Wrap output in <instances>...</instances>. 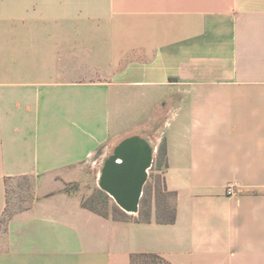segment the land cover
Segmentation results:
<instances>
[{"label": "crops", "instance_id": "crops-1", "mask_svg": "<svg viewBox=\"0 0 264 264\" xmlns=\"http://www.w3.org/2000/svg\"><path fill=\"white\" fill-rule=\"evenodd\" d=\"M131 136L149 166L165 147L173 223L65 190ZM19 177L34 198L4 222L0 264H264V0H0V220Z\"/></svg>", "mask_w": 264, "mask_h": 264}, {"label": "rangeland", "instance_id": "rangeland-1", "mask_svg": "<svg viewBox=\"0 0 264 264\" xmlns=\"http://www.w3.org/2000/svg\"><path fill=\"white\" fill-rule=\"evenodd\" d=\"M160 146L161 143L158 146L157 152L159 151ZM101 156L102 152H99L96 156H94V158H92L90 165L88 166V180L83 181L82 183L69 185L70 189L74 188L81 190L83 195L82 199H94L93 205L96 206V208L102 213H107L108 216H115L118 218H123L126 216L127 218L131 219L144 217V215H138L136 211L127 212L123 210L115 202L112 196L100 186V181L96 182L95 176L98 171L97 167ZM162 165L163 158L157 153L156 157H153L152 164L147 169V177L143 184L142 196L139 202V208H141L143 212L148 208V205H150L152 214L153 208H155L156 191L163 194L159 196V200L165 199L170 204H172V196L165 195L161 187ZM33 185L34 181L29 177L14 178L8 182V209L0 221V232L3 231L4 222L11 211L22 209L23 207L30 204L34 198Z\"/></svg>", "mask_w": 264, "mask_h": 264}, {"label": "water", "instance_id": "water-1", "mask_svg": "<svg viewBox=\"0 0 264 264\" xmlns=\"http://www.w3.org/2000/svg\"><path fill=\"white\" fill-rule=\"evenodd\" d=\"M119 158L120 162H115ZM152 159L151 147L137 136L122 140L101 172L100 186L114 197L127 212H135L142 186L146 180L145 169Z\"/></svg>", "mask_w": 264, "mask_h": 264}, {"label": "trees", "instance_id": "trees-1", "mask_svg": "<svg viewBox=\"0 0 264 264\" xmlns=\"http://www.w3.org/2000/svg\"><path fill=\"white\" fill-rule=\"evenodd\" d=\"M162 156L164 159L165 156V147L163 144L159 147V151L157 152ZM72 185V184H71ZM161 187L165 193V195L173 196V192H169L166 190L163 178H161ZM70 186L67 184L65 186V190H69ZM163 195L160 192L156 191V198H155V213L154 218L159 223H173L175 221V208L172 204H170L167 200L162 199L159 200V196ZM158 197V198H157ZM104 201V200H103ZM94 199H82L81 204L83 207L96 212L104 217H107V213H102L99 211L96 206L93 205ZM150 205H148V208L143 212L141 208L138 209V215L144 217H138L135 220L138 221H149L151 218V210ZM113 219L116 220H128L131 218H127L126 216L123 218H118L115 216H112ZM1 221V220H0ZM129 264H171L168 260H166L164 257L157 253H151V252H144V253H132L129 256Z\"/></svg>", "mask_w": 264, "mask_h": 264}, {"label": "built area", "instance_id": "built-area-1", "mask_svg": "<svg viewBox=\"0 0 264 264\" xmlns=\"http://www.w3.org/2000/svg\"><path fill=\"white\" fill-rule=\"evenodd\" d=\"M235 193V187L232 184H229L226 188V194L232 195Z\"/></svg>", "mask_w": 264, "mask_h": 264}]
</instances>
